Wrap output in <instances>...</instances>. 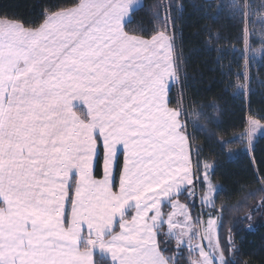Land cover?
Segmentation results:
<instances>
[{
    "label": "snow or ice",
    "instance_id": "1",
    "mask_svg": "<svg viewBox=\"0 0 264 264\" xmlns=\"http://www.w3.org/2000/svg\"><path fill=\"white\" fill-rule=\"evenodd\" d=\"M100 7L82 0L35 28L0 17V264H99L96 249L125 264L115 252L127 237L104 234L157 172L160 132L139 66L123 62ZM120 153L115 192L108 165Z\"/></svg>",
    "mask_w": 264,
    "mask_h": 264
},
{
    "label": "trees",
    "instance_id": "2",
    "mask_svg": "<svg viewBox=\"0 0 264 264\" xmlns=\"http://www.w3.org/2000/svg\"><path fill=\"white\" fill-rule=\"evenodd\" d=\"M80 1L0 0V17L7 14L14 22L35 28L51 13L74 8ZM257 14L264 16V0H141L124 26L129 36L139 39L160 33L171 38L176 83L169 90L168 105L184 124L193 164L192 189L200 188L198 194L190 196L187 190L176 199L191 206L193 217L197 213L218 217L226 264H264V135L250 153L238 141L250 119L264 127V58L245 59L246 29L251 30L250 49L264 47L263 28L253 26ZM203 163L212 166L210 180L218 186L209 209L198 203ZM120 168L119 159L115 183ZM95 176H101L100 156ZM157 241L168 264H189L187 252L164 230ZM95 260L109 264L97 255Z\"/></svg>",
    "mask_w": 264,
    "mask_h": 264
},
{
    "label": "crops",
    "instance_id": "3",
    "mask_svg": "<svg viewBox=\"0 0 264 264\" xmlns=\"http://www.w3.org/2000/svg\"><path fill=\"white\" fill-rule=\"evenodd\" d=\"M81 2L82 0L79 4ZM98 3L102 7L98 9L97 15L109 16L110 27L116 41L115 47L121 50V55L125 58L123 62L139 66L138 70L147 89L151 111L159 124L160 132L158 138L160 163L157 172L153 179L142 185L137 192L127 194L132 202L123 205L125 215L111 227L110 232H105L104 238L107 241L113 234L127 237L126 241L120 242V247L115 252L116 257L125 264H168L159 250L157 235L161 230L166 231L165 226L169 221L171 206L175 203L176 197L187 190H192L193 185L191 149L182 132L179 113L168 105L169 90L176 83L171 42L164 35L144 40L129 36L124 31L130 14L141 5V0H98ZM73 104L76 114L86 119L87 106L79 100L74 101ZM99 156L101 176L95 177L102 179L105 167L102 150L98 157L94 158L93 172L95 175ZM119 159L121 168L116 187L113 189L115 192H119V179L124 169L123 153L118 154L117 160L108 165L115 176ZM121 224L124 225V230ZM96 255L109 264H116V261L111 260L110 253H101L96 249L94 259Z\"/></svg>",
    "mask_w": 264,
    "mask_h": 264
},
{
    "label": "rangeland",
    "instance_id": "4",
    "mask_svg": "<svg viewBox=\"0 0 264 264\" xmlns=\"http://www.w3.org/2000/svg\"><path fill=\"white\" fill-rule=\"evenodd\" d=\"M245 4L246 5L244 7L247 11L245 9L244 12L245 15H247L249 5L248 3ZM257 15L259 17L258 21L256 19L253 26L255 27V25L259 24L263 28L264 33V16H259V14ZM253 16L254 15H252V17ZM245 17L247 18V16ZM158 35L166 36L171 42V38L166 33H160ZM250 37L251 30L249 31V29H246L245 59L249 62L252 58V61L256 62L264 58V47L259 51L251 50L250 48H252V46L249 44ZM244 86L246 90V84ZM195 121L196 119L194 116L192 117V124H194ZM180 122L183 129L184 124L181 119ZM263 135V125L255 119H250L244 134L238 137V141L243 144V151L245 150L247 153H250L254 142ZM201 169L203 192L202 195H199L198 203L199 205L201 204L203 208L209 209L213 207L214 196L218 190V186L210 180L212 166L209 163H203ZM199 190V187H195V190L192 189L191 192L189 191V194H191L190 196L198 194ZM171 209V215L169 216V221L166 223V231L164 233L166 236L174 240L179 247L187 252L189 264H226L219 245L218 217L212 213L207 214L206 217L201 213H197V215L193 217L191 206L179 201L178 199L175 200Z\"/></svg>",
    "mask_w": 264,
    "mask_h": 264
}]
</instances>
